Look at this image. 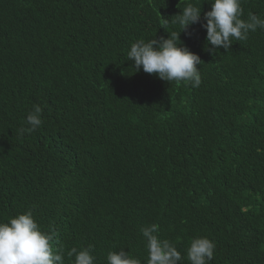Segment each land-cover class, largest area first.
<instances>
[{
	"label": "trees",
	"instance_id": "1",
	"mask_svg": "<svg viewBox=\"0 0 264 264\" xmlns=\"http://www.w3.org/2000/svg\"><path fill=\"white\" fill-rule=\"evenodd\" d=\"M187 2L0 0V220L31 210L57 247L93 245L96 264L121 248L146 264L151 223L178 264L200 236L216 243L210 264H264V29L215 53L201 23L181 31L199 87L127 60L135 41L179 31ZM242 8L264 15V0ZM34 105L44 123L19 136Z\"/></svg>",
	"mask_w": 264,
	"mask_h": 264
},
{
	"label": "clouds",
	"instance_id": "2",
	"mask_svg": "<svg viewBox=\"0 0 264 264\" xmlns=\"http://www.w3.org/2000/svg\"><path fill=\"white\" fill-rule=\"evenodd\" d=\"M210 10L203 13L201 22V4L203 0H189L169 23L179 25V31L168 33L167 38L139 39L131 44L127 60L133 62L134 71L143 70L155 74L161 80L199 87L202 80L199 68L201 58L189 50L180 40L179 35L196 23L206 29V42L211 45L210 53L219 48L225 51L234 41H245L250 32L264 29V15L249 12L243 19L242 0H208ZM43 109L34 105L27 114L25 125L18 130V135L31 134L42 124ZM157 223L141 228V235L146 242L148 258L146 264H178L182 260L180 251L168 239L159 236ZM58 230L50 226L42 230L31 210L0 220V264H64L65 257L71 264H96L93 245L87 247H57ZM216 249L215 241L206 236L194 237L186 249L190 264H210ZM107 264H142V261L129 254L124 248L110 251Z\"/></svg>",
	"mask_w": 264,
	"mask_h": 264
}]
</instances>
